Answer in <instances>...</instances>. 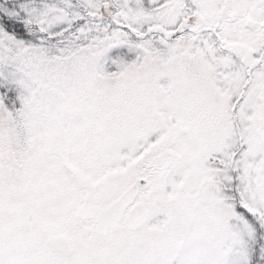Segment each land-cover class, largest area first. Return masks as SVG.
Instances as JSON below:
<instances>
[{
    "label": "snow or ice",
    "instance_id": "obj_1",
    "mask_svg": "<svg viewBox=\"0 0 264 264\" xmlns=\"http://www.w3.org/2000/svg\"><path fill=\"white\" fill-rule=\"evenodd\" d=\"M0 264H264V0H0Z\"/></svg>",
    "mask_w": 264,
    "mask_h": 264
}]
</instances>
